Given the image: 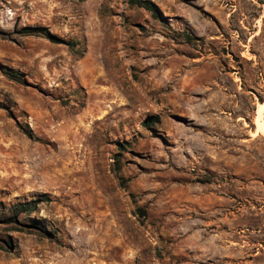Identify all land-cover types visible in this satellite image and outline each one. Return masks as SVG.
Here are the masks:
<instances>
[{"label": "rangeland", "instance_id": "374dc122", "mask_svg": "<svg viewBox=\"0 0 264 264\" xmlns=\"http://www.w3.org/2000/svg\"><path fill=\"white\" fill-rule=\"evenodd\" d=\"M149 1L0 0V264H264V0Z\"/></svg>", "mask_w": 264, "mask_h": 264}, {"label": "trees", "instance_id": "16d2710c", "mask_svg": "<svg viewBox=\"0 0 264 264\" xmlns=\"http://www.w3.org/2000/svg\"><path fill=\"white\" fill-rule=\"evenodd\" d=\"M128 2L131 4H138L143 8H145L146 10H148L152 15L157 16V11L149 0H128ZM22 32L24 34H33V33L41 32L45 37L51 40H55L56 38L54 35L46 31L43 30L39 31L33 28H24L22 29ZM4 73L7 74L10 78L18 80V76L14 72L10 70H5ZM35 205H36L35 201L32 199L23 202H16L11 207H9L7 211L2 215V220H4V223H10L11 230H16V231L26 230L23 228L28 227L29 225L31 227L39 229L41 234L47 236L48 234H50V232L47 231L45 227L42 226L35 218L29 217V213L35 209ZM20 215L26 218L28 222L25 223L21 219H19Z\"/></svg>", "mask_w": 264, "mask_h": 264}, {"label": "bare ground", "instance_id": "6f19581e", "mask_svg": "<svg viewBox=\"0 0 264 264\" xmlns=\"http://www.w3.org/2000/svg\"><path fill=\"white\" fill-rule=\"evenodd\" d=\"M263 109H264V101L259 103V108L257 110V116L255 119L256 129L254 132L264 133V120L261 118V114H263L262 113Z\"/></svg>", "mask_w": 264, "mask_h": 264}]
</instances>
